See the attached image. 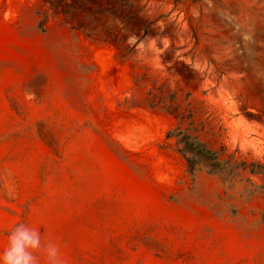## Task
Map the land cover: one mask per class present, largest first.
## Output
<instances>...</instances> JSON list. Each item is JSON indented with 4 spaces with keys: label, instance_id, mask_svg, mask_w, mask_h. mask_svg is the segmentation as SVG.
I'll return each mask as SVG.
<instances>
[{
    "label": "rangeland",
    "instance_id": "1",
    "mask_svg": "<svg viewBox=\"0 0 264 264\" xmlns=\"http://www.w3.org/2000/svg\"><path fill=\"white\" fill-rule=\"evenodd\" d=\"M183 112L264 164V0H0V251L24 223L64 264H264V174L189 173Z\"/></svg>",
    "mask_w": 264,
    "mask_h": 264
},
{
    "label": "trees",
    "instance_id": "2",
    "mask_svg": "<svg viewBox=\"0 0 264 264\" xmlns=\"http://www.w3.org/2000/svg\"><path fill=\"white\" fill-rule=\"evenodd\" d=\"M188 118L189 126L183 128L184 112L180 114L178 124L169 131L167 136L176 139L177 151L185 160L189 173L195 174L199 171H206L209 174L219 176L223 183L229 184L230 187L235 185L238 178L242 179L244 172L264 174V164L249 163L247 160L240 159L237 151L229 152L224 145L219 149L212 148L200 138L197 128L193 127L191 113Z\"/></svg>",
    "mask_w": 264,
    "mask_h": 264
},
{
    "label": "clouds",
    "instance_id": "3",
    "mask_svg": "<svg viewBox=\"0 0 264 264\" xmlns=\"http://www.w3.org/2000/svg\"><path fill=\"white\" fill-rule=\"evenodd\" d=\"M41 250L46 264H64L58 244L42 243L38 229L19 223L9 232L7 245L0 251V264H40L36 253Z\"/></svg>",
    "mask_w": 264,
    "mask_h": 264
}]
</instances>
